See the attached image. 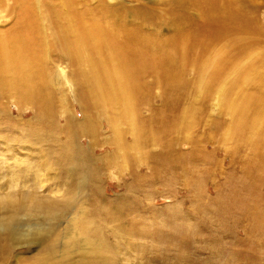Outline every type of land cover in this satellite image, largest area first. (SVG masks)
Instances as JSON below:
<instances>
[{
  "label": "bare ground",
  "instance_id": "bare-ground-1",
  "mask_svg": "<svg viewBox=\"0 0 264 264\" xmlns=\"http://www.w3.org/2000/svg\"><path fill=\"white\" fill-rule=\"evenodd\" d=\"M178 2L182 16L178 17L171 27L173 31L179 30V37L184 41L181 43L183 52L190 47L189 40L199 35V28L194 24L196 17L201 16L207 20V28L213 22L216 25L214 28H217L216 33L222 38L233 33L231 30L240 28L236 24H231L229 28L220 20L221 28L215 21V9L207 4L208 0ZM229 4L226 10L221 9L223 16L227 10L238 8L241 11L243 8L239 0H229ZM15 7L16 18L8 27L0 28V132L15 137L0 134V146L4 147L0 149V264H120L117 261L119 246L109 245L108 235L112 224L108 222L112 218L122 217L124 210L117 208L112 212L102 191H98L96 197L91 194L94 202L100 205L97 204V207L88 213L84 206L83 196L87 197V194L83 191L94 185L100 190L102 183L101 158L95 153L96 148L106 143L113 145V150L110 154L107 153L112 158L109 160L114 162L120 171L128 169L132 174V187L128 189L153 187L159 179V182L173 184V176L176 177L177 173L179 176L193 175L196 172L195 167L176 168L174 162L180 165L189 162L194 165L191 161L196 155L197 145H201L206 139L200 134L193 142L187 138L191 146L187 152L179 147L176 139L174 140L173 134L177 124L184 118L183 104L190 98L193 105L188 111L195 112L194 101L206 90L207 97L204 98L208 99L206 104L209 102L207 107L210 108L215 97L223 102V84L226 78L235 77L232 92H235L237 87L242 88L243 82H251V75L256 74L252 72L255 63L251 64L249 74H243L241 65L246 60L249 62L257 57L253 54L257 48L252 50V46V51L247 49L244 53L239 52V49L227 52L226 47L217 44L220 38L217 37L214 43L212 40L215 38L209 37L207 40L210 41L204 45L207 44L210 52L216 54L213 59L211 56L203 61L211 67L207 66L205 71L209 84L202 83V73L197 76L194 84H188L182 75L184 66L188 67L187 60L182 61L177 56L178 48L174 43V40L179 42V39L172 35L162 38V31L157 23L142 10L136 9L134 13L119 12L105 3L79 9L76 0H54L53 3L48 0L44 6L47 23L43 25L40 8L35 0H14ZM195 12L198 16L193 18ZM198 37L196 39H199ZM198 58L197 56V60ZM195 62L197 63L196 58L189 61L191 66ZM59 64L71 68L69 80L82 116L74 113L70 99L66 97V90L64 91V87H60L62 84L57 82ZM197 65L195 64L196 67ZM198 67L201 68L199 65ZM255 78L256 82L252 80L255 83H264L262 78ZM157 88L165 96L161 105L155 103ZM257 89L258 91L243 93L237 98V102H229V108L235 110L233 123L236 126L230 138L233 142L236 140L233 149L240 150L244 142H247L253 150V154L250 153L251 156L244 160L242 170L252 195L245 200L239 196L237 190H232L231 198L235 201L233 206L236 209L232 207L230 210L227 205L225 208L220 207L222 209L219 211L228 218L240 210L249 221L244 229L245 234H249L248 237L254 236L256 246L264 251V194L261 195V187L264 185V133L260 136L262 142L261 139L251 140L253 132H256L258 120L264 117V87ZM175 100L180 101L178 105ZM146 109L150 110V114H144ZM27 114L32 118L25 119ZM250 117L253 118L249 129L251 131L246 135L248 132L245 126ZM193 119H190L191 122L187 121L189 127H198V123ZM103 127L110 133L106 139L100 137ZM17 135L20 138L22 135L28 136L35 141L33 144L38 146V150L31 151L34 156L32 160L18 156L17 148L12 145L17 141ZM83 139L87 140L86 145L82 142ZM209 139L211 141L214 138ZM220 139L223 140L222 137ZM226 140L224 138L223 141ZM40 142H44L43 149ZM217 143L219 144V141ZM156 147H159L158 151L153 150ZM132 149L139 150L141 155L134 156ZM198 153L200 155L201 151ZM206 156L207 153L205 158ZM236 157L237 155L233 156V162L238 158ZM199 159L197 158V161ZM207 159L208 157L205 160ZM211 160H202L206 162L207 168L204 172L207 174L214 171V167L210 166L213 163ZM104 165L106 166V163ZM143 165L149 166L151 171L141 172L139 168ZM66 169L72 170L75 177L71 184L63 186L65 190L62 193L58 183L55 186L54 179L59 176L60 171L64 172ZM204 174L201 173L202 176ZM230 174L236 175L235 172ZM164 176L167 177L166 180L162 179ZM168 176H171V179ZM50 177L53 179V185L43 191V183ZM190 180L194 179H187L186 183H190ZM128 184L125 183L126 187ZM145 195L146 202H136H139V205L143 202L144 208H150L155 193ZM198 204L200 203H197L196 208ZM219 211L216 213L219 214ZM141 218H136V224L130 226L119 223L113 233L123 235L125 240L129 238L127 236L133 235L129 228L134 226L137 228L135 235H139L138 239H145L154 234L157 236L159 231L151 230L155 219ZM141 220L143 222H140ZM189 225H183L187 227L185 230L189 231V237L182 240L172 239L170 242L174 243L173 246H164L163 254L170 256L172 260L173 257L177 258V261L174 260L175 264H252L258 259L253 247L241 253L225 247L222 238L213 237L214 240L211 242V239L210 242L211 245L215 244L209 251L205 247L198 248L199 242L194 240L193 236L200 230H196L193 224ZM223 226L224 239L235 236L231 225L224 223ZM107 228L110 229L108 234ZM144 245L147 247V244ZM33 246L38 249V254L34 257L26 259L20 255L22 250L31 249ZM198 249L208 256L197 255ZM148 250L149 247L144 251ZM69 254H74V261L70 262L72 259L67 256ZM258 260L260 264H264V255Z\"/></svg>",
  "mask_w": 264,
  "mask_h": 264
},
{
  "label": "rangeland",
  "instance_id": "rangeland-1",
  "mask_svg": "<svg viewBox=\"0 0 264 264\" xmlns=\"http://www.w3.org/2000/svg\"><path fill=\"white\" fill-rule=\"evenodd\" d=\"M46 1L48 0H35L36 4L38 5V8H40V16L42 15L41 22L43 25L47 23V19L44 16V10H45L44 6H45ZM49 1L53 3L54 0L53 1L49 0ZM102 2L105 3L109 8H116L119 12L120 11L121 12L133 11L130 13H134L136 9L142 10L148 16L152 17L153 20L157 23V26L162 31V38H169V37L174 36L175 39H179V42L178 40L176 41L174 40L175 47L178 48L177 56L181 58V60L182 59L184 61L187 60L188 62L186 61V63L190 64V65L187 64L188 66L187 68H185L184 66V71L182 70L183 67L181 68V70L183 71V74H182L183 78L187 80L186 83L188 84L189 83L194 84L197 76H199L200 73H202V76L203 77L205 76L204 78L207 79L206 80L202 77L203 79L202 83L204 85L207 83L209 84V79L207 78L205 74L207 66L209 65L207 63L204 64L203 61L205 62L206 58L208 59L211 56H212L211 59H213V56L214 57L216 56L215 53L213 54L212 51L210 52V49L207 48V44L204 45L205 42L210 41V40H207L209 37L215 38L214 40H212V42H214L217 39V37L220 38L218 41L219 43L217 44H219L220 46L226 47L227 52H231L232 50L235 51L236 49H239V52L244 53V51H246L247 49L249 50L252 46H253L252 50L257 48L258 50L256 49L253 51V54H256L257 57H255L253 60H249V62L245 59L246 60L244 62L245 64L242 63L243 65L241 66L243 67V70H244L243 74H249L250 66H252L251 64L255 63L256 66L253 68L254 71L252 72H256V74L254 75L257 77V79L259 77L262 78L261 76L264 77V0H239L240 5L242 4L243 6L242 10L239 11L238 8L230 9V10H227L224 16L222 14L223 12L221 13V11H223L224 9L226 10V8L230 5L229 0H208L207 4L211 8L215 9L214 10V13L216 14L215 21H217L218 24L223 22L225 25H227V27H229L231 24H236V25H239L240 28H237V30L235 29V31L231 30L233 33L229 32L230 34H227L225 37L222 38L221 35L219 36L218 33H216L217 28H214L216 25H214L213 22H212L213 26L211 25L210 27L207 28L206 26L207 20H204L203 18H201V16L196 17L198 16V14L197 12H195V14L193 13V18L196 17L195 18L196 22H194V24L197 25V28H199V31H198L199 37L198 36L197 37L201 41H199V39H196L197 37L193 38V40L191 41L189 40V43H191L192 45L190 44V47H188L186 51L184 50L185 54L183 52V48H182L183 46L181 44V43H184V41L183 40L181 41V36L179 37L180 35L178 33L179 30L173 31L171 27L172 23H174L178 17L182 16V12L180 10V3L178 2V0H76L77 7L79 9H85L87 6H92V5L100 6L101 4H103ZM55 3H57V1L54 2V4ZM16 10L17 8L16 7L14 8V0H0V28L8 27L11 24V22H13V20L16 18V15H17ZM220 20L221 22H219ZM203 26L204 27L206 26V27L203 28ZM221 28H222V25H221ZM229 28H227V30ZM200 30L202 34L200 33ZM206 31H208L210 34ZM202 37H205L206 39L202 40L203 39ZM244 44H246V46ZM252 50L250 49V51ZM197 56L199 57L198 58L199 60H197ZM195 58H196L197 63L195 62L191 66V63H189V61ZM199 61H201V63ZM195 64H198L201 68H199L198 65H197L198 67L197 68ZM57 67H58L57 68L58 69L57 82L62 84L60 87H64V91L66 90L65 91L67 93L66 97L70 99V106L72 107L74 113L75 114L78 113L79 116H82L79 106L76 105L77 101L74 98L72 84L69 80V74L71 73V68L65 64H59V66ZM259 70L261 71L257 72ZM251 76L253 77L252 80L256 82L255 76H253V74ZM192 78L194 79V81H192L193 80ZM229 79L230 77L226 78L223 84V89L225 90V92L222 95L223 96L222 103H221L220 98L215 97L212 101V106L208 108L207 104H209V102L206 104V101L208 99H205L207 97L206 90H205V91H202L201 94L197 96L198 100L194 101L195 112L188 111L189 107L193 105L191 103L190 98H188L182 106V110H183L182 113H183L184 118L178 122L176 131L173 134L174 135L173 138L174 140L176 139V142L178 143L179 147L183 151H186V152L189 151L191 146H190V143H188V139H192L191 142H193V139L196 138L199 134L203 135L206 140H208L209 137L214 138L211 141L210 139L209 141L205 140L204 143H202L201 145H197L198 149H197L196 155L194 154L195 156L193 157L191 161L194 163V165H191V163L189 162H184L181 165L178 164V162L176 163L174 162V164L176 165V168L179 166H183L184 168L185 166L186 168L195 167L196 172L193 173V175L195 176L191 175L193 176L191 177L189 176V174L188 176H179V174L177 173L178 175L176 174L175 175L176 177L173 176V179H175V183L173 184H170V183L168 184V182L167 183L159 182L160 180L159 179L157 180L158 183L154 185L153 187L145 186V188H141L140 190L139 189H128L132 187L131 186L132 174H130V171L128 169H126L125 171H120L114 162H110L112 158L109 157L108 155L113 150V145H109V144L107 145L106 143L96 148L97 150H95V153L97 154L98 157L101 158L100 167L102 168V172H101L100 182L102 183H100L101 184L99 188L100 190H98V188H96L94 185L93 187L91 186L92 188H88L87 191H83V193L87 194V197H88L87 198L83 196L85 200L84 206L87 208L86 209L87 213L90 212L92 209H94V207L99 203L94 202L95 199L91 196V194L94 197H96V193L98 191L100 192L102 191V193L105 194L104 197L107 199V202L110 204L109 207L112 208L111 210L112 212H114L117 208L124 210V213H122V217L112 218L110 219L109 222L107 221L108 223H111L112 225L108 224V225H111L110 233H109L110 229L107 228V231H106L107 234L109 233L108 235L109 245L112 247H114V245L119 246V250L117 251V261L120 264H172V263L175 264V261H177V258H174L172 256L173 257V260H172L170 256L164 255L163 254L164 248L166 247V245L168 246V245L174 244L173 242L172 243L170 242V240L172 239L176 240L178 238L179 240L180 239L182 240V239L189 237L187 235L189 231L185 230L187 227L183 226L184 223H187L188 226H190L189 224H193L196 230L198 231L200 230L198 233L196 232L193 236L195 238L194 240H197L199 242L198 248L202 249L205 247V249L209 251V249L212 248L213 244H215L213 243L211 245V242L214 240L213 237L214 238L216 237V238H222V240H224L225 247L237 250L241 253L245 252L248 248L253 247V249H255L254 253H256V256L258 257V259L260 256L264 255V251H261L256 246V243L254 241L255 237L253 235H252L253 237L251 236L248 237L249 234L247 235L245 234L244 229L246 228V225L249 223V221L247 220L248 218L244 216L240 210H238V212H234V214L231 216H228V218L226 217V214L224 215L222 212L219 211L220 209H222L220 208L222 206L225 208L227 205H229V209L234 207L233 202L235 203V201H233V199L231 198L232 190H237L239 196H241L242 199L245 198V200H248L249 198H251V195H252L251 191L249 190V187H247V184L245 183L242 170H243V163L253 154L251 153L253 150L250 149L251 145L249 147L247 142H244V145L240 148V150L233 149L234 145L236 146V140H234L233 142V140L230 138H231V135L234 133V128L236 126V124L234 125L233 123V118L235 117V110L232 108H229V102L230 101L237 102V98H240L243 95V93L258 91L257 88L261 89L264 87L263 82L255 83L254 81L251 80V82H247V81L243 82L242 88L239 89L237 87L235 92H232L231 90L235 86V81H234L235 77L233 79L232 78L230 80ZM262 79L264 80V78ZM155 91L157 94L155 103H158V105L159 104L161 105L162 102L164 103L163 99H165V96L163 92L160 91L158 88ZM202 94L204 96H202ZM175 101H176V105H178L180 102L177 100ZM207 108L209 110H207ZM144 114H150V110L146 109L144 111ZM31 118L32 117L30 114L29 115L27 114L25 116V119H31ZM77 118H80V117H77ZM190 119L196 120V124L198 123L199 126L195 128L189 127V124L187 121L189 120L191 122ZM252 120L253 118L250 117L245 126L248 132V133L245 132L247 133L246 135H248L251 131L249 129H251L250 126H251ZM210 133L212 134L210 135ZM253 133L254 134L251 136V140L259 141L261 139L260 136L263 135L264 133V117L258 120L256 132L254 131ZM0 134H5L7 136L15 138L13 135L7 134L6 132L1 131ZM109 134L110 133L108 132L107 128L103 127L102 134L100 135V137L102 139L103 138L106 139V136H109ZM220 137H222L223 140L224 138L227 140L223 141L222 139H220ZM19 138L20 136L17 135V141L12 144L17 148L18 156L21 158H29L30 160H32L34 156H32L31 154L33 151L38 150L37 148L38 146L37 145L34 146L33 143L35 141L28 136L22 135L21 138L20 139ZM1 139L2 137H0V140ZM217 141H219V144L217 143ZM260 141L262 142L263 139H261ZM82 142L86 145L87 140L83 139ZM20 145H23V146H20ZM214 145L215 146L217 145V146L213 148ZM40 146H41V149H43V147H45L44 142L42 143L40 142ZM23 147H26V149H22ZM2 148L0 146V149ZM158 149L159 147L153 148V150L155 151H158ZM203 149L206 151L210 150L211 152L210 151H208L209 153L205 152ZM199 151H201L200 155L204 157L203 158L204 161H207V160L209 161V159H212L211 162L213 163L215 162L214 164L213 163L210 164V166L212 165L211 167H214V171L213 172L211 171L210 174H207L204 172V169L207 168V165H206V162L202 161L203 159L202 157H200L198 153ZM131 153L132 154L135 153L134 156L141 155L139 150L137 149H132ZM206 153H207L206 158L208 157L207 160H205ZM250 153L251 155H249ZM236 155L238 158L236 157L237 158L236 161L233 162L232 161L233 156H236ZM196 156L198 159L200 157L198 161H197ZM210 156L211 158H209ZM216 158H219V160H217ZM200 160L202 162H200ZM195 161L197 162L196 164H195ZM198 162H200L203 165H199L200 163L198 164ZM104 163H106V166L104 165ZM196 165L198 166V168ZM215 169L217 170L215 171ZM139 170L143 173H148L151 171L150 167L145 166V165L139 168ZM233 172H235L236 174L235 176H232V174H230ZM201 173L203 174L205 173L204 176H202ZM74 177H75V174L72 172V170L66 169L64 172L60 171L59 176H56V178L54 179V184L56 186L57 185L56 183H58V186L63 193V191L65 190L63 186L65 184H71V182L74 180ZM77 178H79V176H77ZM168 178L171 179V176H168ZM191 178H193L194 180L192 181L190 180L189 181L190 183L187 184L186 183L187 179H191ZM162 179L166 180L167 177L164 176ZM262 180L264 183V178H262ZM125 183L127 184L129 183L127 187ZM43 184H44V187L42 188V190L45 191L49 186L53 185V179L50 177V179H47L46 181H44ZM189 187L191 189H189ZM261 189H263L261 192V195H262L264 194V185H262ZM169 190H171V192ZM151 192L155 193L153 199L151 200V207L149 208L147 206L146 208H144L143 202H146V199H147V195H145V193L149 194ZM136 201H143L142 205H139V202L137 203ZM197 203H200V204H198V207L196 208ZM203 207H206L207 209ZM210 210H212V212L214 213H212ZM218 211H219V214L216 213ZM136 218H141L142 220L155 219V221H157L161 225L160 224L157 225V223L154 221L152 222L154 226L151 227V230L155 232H157L158 230L159 231L158 235L156 236L154 234L145 239H138L139 235H135L137 228H135L134 226H131L129 228V231L133 232V235L127 236L130 239L127 238L124 240L123 235L113 233L114 229L118 226L119 223L128 224L127 226H130L132 224H136V221H137ZM142 220L140 222H143ZM224 223L231 225L230 227L233 228L232 232L235 233V236L230 237L231 239L223 238L222 231L225 229L223 226ZM155 224H156V227H155ZM174 225H176L177 227ZM205 239L207 240L209 239L208 242ZM144 244H147V247H149L148 251H144L145 248H147L146 245ZM138 246L140 247V249ZM80 247H82V245ZM151 247L153 251H151ZM128 248H131V249H128ZM171 248H175V247H171ZM37 251L38 249L36 248V246H33L31 249L22 250V252L21 251H18V252H21L20 255L23 256L24 258L30 259L31 257H34V255L38 254ZM197 255H199L200 257L208 256L207 253L200 251L199 249H198ZM67 256H69L72 259L70 260V262L75 260V258H73L74 254H69ZM163 256L164 258L167 257L165 259H167L168 261L167 260L165 261ZM258 259L255 260V262L252 264H260ZM238 261L240 262V259Z\"/></svg>",
  "mask_w": 264,
  "mask_h": 264
}]
</instances>
